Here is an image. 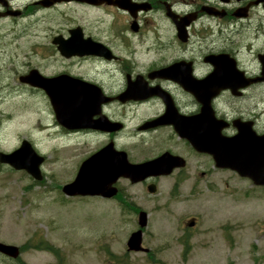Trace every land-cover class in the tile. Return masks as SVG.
I'll use <instances>...</instances> for the list:
<instances>
[{"label":"flooded vegetation","instance_id":"1","mask_svg":"<svg viewBox=\"0 0 264 264\" xmlns=\"http://www.w3.org/2000/svg\"><path fill=\"white\" fill-rule=\"evenodd\" d=\"M18 25L43 30L32 54L45 60L19 76L33 70L64 78V86L52 88L67 91L65 103L87 106L91 120L107 127H68L54 118L56 136L76 139L77 146L80 138L101 137L93 152L111 144L132 163L165 155V167L173 165L135 183L119 177L116 194L105 199L125 197L122 181L152 196L169 179L170 190L182 194L211 169L234 172L216 166L211 153L224 155L226 139L237 135L249 138L240 146L252 148L257 165H264V0H0V29ZM19 76L52 107L44 88ZM194 137L205 141V150L194 148ZM129 145L150 155L133 160ZM140 210L134 230L144 233L148 212L140 227Z\"/></svg>","mask_w":264,"mask_h":264},{"label":"rangeland","instance_id":"2","mask_svg":"<svg viewBox=\"0 0 264 264\" xmlns=\"http://www.w3.org/2000/svg\"><path fill=\"white\" fill-rule=\"evenodd\" d=\"M0 33V150L10 152L26 139L44 157L40 180L0 164V242L20 250L17 259L0 256V264H264V186L234 172L211 169L182 194L166 179L152 196L124 181L125 197L65 196L60 188L103 140L80 138L77 146L76 139L56 136L50 105L18 81L27 67L45 62L32 54L43 30L2 26ZM129 147L133 160L150 155ZM138 207L148 212V253L125 246ZM188 216L187 222L198 217L189 230Z\"/></svg>","mask_w":264,"mask_h":264},{"label":"water","instance_id":"3","mask_svg":"<svg viewBox=\"0 0 264 264\" xmlns=\"http://www.w3.org/2000/svg\"><path fill=\"white\" fill-rule=\"evenodd\" d=\"M22 82L36 85L44 88L49 96L55 119L58 123L68 127H92L105 130L100 118L91 120L88 107L85 105H72L65 103L67 91H59L52 88L53 84L64 86L66 81L62 77L46 78L39 75L37 71L31 70L28 74L19 76ZM55 81L57 83H55ZM153 123V122H152ZM178 131V125L175 124ZM181 136H186L180 131ZM179 133V131H178ZM244 137L237 135L234 138L226 139V152L219 154L218 149L213 151L212 157L218 167H226L235 170L239 175L248 177L256 185H264V165L259 166L256 163V154L252 148H244L240 146V140ZM249 139V138H245ZM195 149L203 151L205 141L203 139L189 138ZM236 145L239 147L236 149ZM232 152L230 153V151ZM167 155V154H166ZM160 156L152 160L140 163H130L124 152L115 150L111 144H107L98 151L84 159L76 173L72 182L62 186L61 191L67 196H101L105 198L112 197L116 194L115 181L119 177L129 179L131 183L138 182L146 176L158 174L159 172L168 173L171 167L166 168ZM171 157V156H169ZM176 159V165H182L183 161L179 157H171ZM43 162V156L39 155L31 143L23 139L20 145L10 152L0 150V163L10 165L15 170H24L35 180L42 178L40 164ZM163 166L164 171L159 169ZM149 191L153 192L154 188L149 187ZM147 214L140 210L138 213V224L143 227L146 224ZM192 222L189 223L191 225ZM141 230L132 232L126 242L127 249L132 251H147V248L141 246ZM0 252L10 258H16L19 255V248L16 245L0 242Z\"/></svg>","mask_w":264,"mask_h":264}]
</instances>
